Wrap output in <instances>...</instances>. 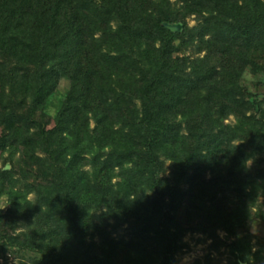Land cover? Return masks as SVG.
Masks as SVG:
<instances>
[{
    "label": "trees",
    "instance_id": "obj_1",
    "mask_svg": "<svg viewBox=\"0 0 264 264\" xmlns=\"http://www.w3.org/2000/svg\"><path fill=\"white\" fill-rule=\"evenodd\" d=\"M0 161L5 264H264V0H0Z\"/></svg>",
    "mask_w": 264,
    "mask_h": 264
},
{
    "label": "rangeland",
    "instance_id": "obj_2",
    "mask_svg": "<svg viewBox=\"0 0 264 264\" xmlns=\"http://www.w3.org/2000/svg\"><path fill=\"white\" fill-rule=\"evenodd\" d=\"M189 23L191 26H195L197 24V21L194 18H190L189 19ZM63 84L66 85V83L64 82ZM47 119V124H48V128L51 130L50 131V140L53 141L54 139L57 138V133L54 131V121L52 118V115H47L46 117ZM3 165V162L0 161V166ZM11 166V165H10ZM33 197V196H32ZM7 200L6 197L2 198V204L1 206L3 208H7ZM121 234L125 233V230H121L120 232ZM222 236H224V233H221ZM260 234L262 236H264V226L260 228ZM205 236L203 234L197 233V234H189L186 237V240L190 243V250L182 255L178 256V260H179V264H193L196 260L198 259H204V257L210 252L209 246L211 245V241H202L205 240ZM252 244L254 246L253 251H255L257 249V238H253L252 239ZM213 256L216 259H220L222 260L223 264H226L228 261V257L229 254L225 253L224 255H220L218 252H213ZM10 263L13 264H19L15 258H10ZM0 264H5V260L4 259H0Z\"/></svg>",
    "mask_w": 264,
    "mask_h": 264
},
{
    "label": "water",
    "instance_id": "obj_3",
    "mask_svg": "<svg viewBox=\"0 0 264 264\" xmlns=\"http://www.w3.org/2000/svg\"><path fill=\"white\" fill-rule=\"evenodd\" d=\"M165 26L169 29H171L172 31H182L183 29V24L182 23H165ZM11 166L10 164L7 165V169H9ZM246 264V263H244Z\"/></svg>",
    "mask_w": 264,
    "mask_h": 264
},
{
    "label": "clouds",
    "instance_id": "obj_4",
    "mask_svg": "<svg viewBox=\"0 0 264 264\" xmlns=\"http://www.w3.org/2000/svg\"><path fill=\"white\" fill-rule=\"evenodd\" d=\"M254 163V159L253 158H246L244 160V166L247 167H251L252 164Z\"/></svg>",
    "mask_w": 264,
    "mask_h": 264
}]
</instances>
